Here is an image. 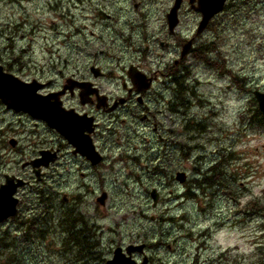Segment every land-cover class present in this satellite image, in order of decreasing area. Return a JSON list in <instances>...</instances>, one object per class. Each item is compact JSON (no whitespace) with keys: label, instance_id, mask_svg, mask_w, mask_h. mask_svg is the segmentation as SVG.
Segmentation results:
<instances>
[{"label":"clouds","instance_id":"9594fccd","mask_svg":"<svg viewBox=\"0 0 264 264\" xmlns=\"http://www.w3.org/2000/svg\"><path fill=\"white\" fill-rule=\"evenodd\" d=\"M196 2L203 15L199 31H194L198 18L185 0L180 27L170 32L164 14L171 0H83L74 15L64 11L71 7L68 3L59 6L61 0H0V64L21 77L13 79L0 71L4 87L0 95V201L4 208L0 211V264H76V247H69L68 234L56 227L66 208L90 227L95 226L93 258L103 264V257L113 247L135 243L152 228L150 224L129 223L148 206L144 199L148 190L159 184L163 197L175 196L184 191L174 182L175 172L187 171L192 177L193 165L200 173L196 181L211 164L227 175L251 173L247 191L229 189V198L207 201L211 205L209 215L225 228L234 223V213L240 208L238 203L233 207L231 201L243 200L245 208L264 206V119L252 118L256 101L264 103V0ZM53 4L57 5L55 10H51ZM92 64L101 78L95 88L81 86L74 96L73 81L67 77L88 79L86 73ZM133 64L141 66L149 77L146 79L134 67L128 72L132 82L142 89L143 103L121 86L122 70ZM161 76L163 79L158 78ZM37 79L40 83L35 82ZM49 84L59 90L55 96L36 95L37 88ZM64 89L69 90L66 96ZM96 90L103 92L95 98L98 105H105L104 96H108L112 108L120 107L115 113L110 107L101 112L82 109L96 117L94 135L100 155L89 144L88 159L62 145L60 136L50 127L15 114L27 110L48 120L25 100L39 102L78 122L81 129L91 128L92 121L77 116L72 109H79L88 100V93ZM61 96L67 101L63 106ZM176 100L184 105L179 117L166 107ZM64 107L69 111L65 112ZM142 112L154 119L141 122ZM191 122H200L206 132L188 139L183 126ZM153 126L157 128L154 134ZM170 129L175 135L169 133ZM9 137L15 138L14 149L8 146ZM154 144L158 151L153 149ZM185 145L193 149L203 145L207 151L193 150L189 156ZM42 148L55 149L58 156L45 152L44 160L37 161L46 164L53 160L41 179L39 171L35 175L32 168L22 171V165ZM228 152L236 153V160H229ZM198 156L204 158L203 164L197 161ZM132 157L137 158L135 165ZM18 175L28 179L19 190L13 180ZM37 193L44 194L43 205ZM17 201L19 217L5 222L4 217ZM175 203L183 206L192 202L181 199ZM171 207V202L165 205L162 201L160 211ZM25 210L33 219L51 217L52 234L47 240L29 239L33 221L24 216ZM22 220L26 221L24 227ZM81 227L75 224L76 229ZM247 228L251 231L241 234L250 246L246 259H240L242 264H255L257 242L264 245V217L251 220ZM145 257H153L154 264L161 260L170 264L156 251L141 253L139 259ZM173 259L184 264L179 253ZM118 264H132V259L120 258Z\"/></svg>","mask_w":264,"mask_h":264},{"label":"rangeland","instance_id":"374dc122","mask_svg":"<svg viewBox=\"0 0 264 264\" xmlns=\"http://www.w3.org/2000/svg\"><path fill=\"white\" fill-rule=\"evenodd\" d=\"M63 3H68L71 5V7L65 8L64 11L68 12L70 15H74L78 6L83 3V0H61L59 6L62 7ZM56 7L57 5L53 4L51 10H55ZM193 13L197 16L198 22L199 14L195 12ZM106 15L107 14H104V19H107ZM52 23H55V21H52ZM3 66L7 72H11L21 79L19 73L11 70V68L7 65ZM125 69L122 70V73L125 71ZM89 73L90 72L88 68L86 74ZM160 79H163V77ZM166 107L172 114L177 115L178 117L183 115V107L178 105V100L171 102L170 104L166 105ZM255 108H257V105ZM15 114L20 117H27L34 123V121L26 115L18 113ZM150 118L154 119V117ZM141 122H144V120H141ZM36 125H41V123ZM183 128L184 134L188 139L198 138L206 132V127L200 122H191L185 124ZM156 131L157 128L153 126L151 129L152 134H154ZM169 133L175 135L174 130L170 129ZM163 139V137H159V140ZM8 146L10 147L9 144ZM153 149L158 151L157 145L154 144ZM184 150L188 152L189 156L193 150L200 152L207 151L204 149L203 145H196L194 149L189 145H185ZM37 155L38 153L35 156ZM187 158L188 156H185V159ZM227 158L229 160H236V153L228 152ZM136 161V157L131 158L132 164L135 165ZM197 161L201 164L205 162L202 156H198ZM212 165L213 164H211L206 170L199 182L195 180V176L200 174L199 168H197L195 165H193L191 169L193 173L192 177L189 176L187 171H176L184 172L186 174V180L183 183H179L174 176V182L184 189V191H178L175 196L170 194L167 198L163 197L159 184L150 188L148 190V195L144 197L148 206L143 208V210L138 215H135L134 219L129 223L130 225H139L141 223L150 224L152 225V228L143 238L138 239L135 243L129 244L143 243L145 245L143 253L150 250L156 251L158 256H166L169 259L170 264H178V261L173 259V257H176L178 253L181 257H183L184 264H242V260L240 258L245 257L246 259V249L250 245L248 244V241L245 239L244 235L241 233L244 231H251V229L247 228L248 222L264 217V206L259 205L258 207L257 205L253 204L251 207L245 208L243 200L231 201L233 207H235V205L238 203L240 208L236 213H234V215L237 216V219L232 225H229V227L225 228L220 220H217L209 215L211 205H209L207 201H223L225 198H229V189L234 191H247L246 182L250 179L251 173H249L247 176L225 174L224 179L222 181H217L216 183L219 182L217 186H213L211 184H206L203 181L204 177L208 175H214L215 171H210ZM26 168H22V171ZM43 171L44 169H42V172ZM140 171H144L142 163L140 165ZM18 177L26 176L18 175ZM126 179L130 180L132 183L136 182L131 176H126ZM153 189H155L158 193V201L156 205H153V201L150 196V192ZM193 189H195V191H193ZM36 195L39 198V202L43 205L46 202L44 194L37 193ZM181 199L185 202L190 201L192 203H185L183 206L177 205L175 201ZM198 200L205 201V203H196ZM162 201L165 205L171 202L173 207L166 208L163 212H161L160 209L162 206ZM220 206L223 208V203H221ZM100 207H103V205H100ZM185 208L193 209V211H186ZM153 213L156 214L153 215ZM16 215L17 217L20 215V202L18 204V212ZM24 216L34 222H32L31 229L29 231V239L33 242L45 241L52 234L50 216L41 217L40 219H33L31 213L28 210H25ZM210 221L211 225L209 226ZM77 223L81 224L82 227L76 229L75 224ZM20 224L21 227H24L25 221L22 220ZM56 227L59 229V231L68 234V239L66 241L68 246L71 247L74 245L76 247L78 252L76 264H97V261L93 258V237L95 235L93 231V227H95L94 225L90 227L86 220L73 216L72 211L66 208L64 212L61 213L60 219L56 222ZM73 233V236L70 235ZM72 237L75 239L73 242L69 240ZM116 247L118 246L113 247L107 256L103 257V264H105L107 259L111 258L113 250ZM125 247L121 248L124 249ZM256 252L257 259L255 264H264V245H261L259 241L257 242ZM139 257L140 256L137 258ZM147 258V264H154L153 257ZM160 264H163V260H161Z\"/></svg>","mask_w":264,"mask_h":264},{"label":"water","instance_id":"95a60500","mask_svg":"<svg viewBox=\"0 0 264 264\" xmlns=\"http://www.w3.org/2000/svg\"><path fill=\"white\" fill-rule=\"evenodd\" d=\"M194 1L195 0H189L192 7H194L195 10L199 11L202 14V12L200 10V4L197 2V5L194 6L193 5ZM181 2H182V0H175L173 7L171 8L170 12L167 14L168 28H169L170 32H173V28L177 24V10H178ZM173 12H174V15H173ZM170 17H171V19H170ZM202 19H203V15H202L200 22L202 21ZM200 22H199L197 31H199V29H200ZM183 50L184 49L182 47V52H183ZM95 68L96 67H91V71L94 73L95 76H97L95 74V72L93 71V69H95ZM0 71H2L5 76H11L13 79H19L18 77L14 76L11 73L4 72L1 65H0ZM129 71L131 72V70H129ZM21 83H25V81L21 80ZM37 89H36V95L40 96L37 93ZM3 94H4V87L2 84H0V95H3ZM25 103H29L34 111L46 114L48 116V120H44L39 116L32 115V113L27 111V110H20V111L29 114L31 117L40 118V119L44 120L48 124V126L57 129L66 139H68V141L73 143V140H76L78 143H74V145L77 146V149L80 151V153H82L83 155H85L87 157L86 153L88 152L89 144L91 145L92 151H94L93 146H92L91 142L89 141V139H86V141L82 139L81 131L79 129V128H81V125L78 122L73 121L70 117L63 116L59 113L52 111L50 108H48L46 105H44L42 103L31 102V101H27V100H25ZM257 105H258L259 110L262 113H264V103H260L259 101H257ZM65 112H68V111H65ZM49 121L51 123H49ZM70 137H71V139H70ZM78 144H79V146H78ZM45 152L48 153V151H46V150H41L39 152L40 157L29 162V164L33 168L34 173H36L37 171L40 172V166L41 165L47 166L48 163L51 161V159H49L46 164L37 162V161L44 160L43 154ZM96 154L99 155L98 153H96ZM25 165H27V164L22 165V167H24ZM175 177H176V180H178L180 183L184 182L186 179V175L184 172H177ZM13 180H14V183H17V187H22L23 185H25L27 183L23 179H16V182H15L14 178H13ZM150 196L152 198L153 205H156V203L158 201V193L156 192L155 189H153L150 192ZM13 199H15V198L13 197ZM105 199H106V194H105ZM3 210H4L3 203H2V201H0V211H3ZM15 212H16V204L13 206L12 211L7 216L4 217V220H6L8 217L12 216ZM144 246L145 245L143 243L142 244H130L125 248V251H123L121 247H117L113 251L112 258L108 259L106 261V264H118V261L120 260V258H123V260H127V259L131 258L132 264H147V262H148L147 257L142 259V261L140 263H137L132 258L133 252L143 253Z\"/></svg>","mask_w":264,"mask_h":264},{"label":"flooded vegetation","instance_id":"af4514ba","mask_svg":"<svg viewBox=\"0 0 264 264\" xmlns=\"http://www.w3.org/2000/svg\"><path fill=\"white\" fill-rule=\"evenodd\" d=\"M173 2H174V0H171V7L173 5ZM187 2H188V0H187ZM184 4H185V0L182 1V4H181L180 8L177 11L178 21H177L176 27L173 29V32H175L176 29L178 27H180V23H181V11H182V9L184 7ZM188 6H189V3H188ZM171 7L169 8V10L171 9ZM189 8H190V6H189ZM167 13L164 14V23L168 27V21H167V18H166ZM197 14H199V13H197ZM198 17L200 19V14H199ZM197 25H198V22L196 24L195 31L197 29ZM161 43H163V42H161ZM91 66L92 65L89 66V72L90 73L87 74V76L89 77L88 79H76L74 76L73 77H67V79H70V80L73 81V86L71 88V93L74 96L75 95H78L81 86H90L92 88H95V82L98 79L101 78V76H95L94 75V73L91 71ZM93 66H95V65H93ZM95 67H97V66H95ZM133 67L136 68V71L140 72L142 75H145V78L146 79L149 78L147 76V74L144 72V70H143V68L141 66H138L136 64H133V65H130L128 68H126L125 71L123 72V82H122V85L121 86L124 89H126L130 94L135 95L136 101L138 103H143V100L141 99V97H142V89L141 88H137V86L132 82L131 77L128 76L129 70H131V72L134 71L133 69H131ZM101 75H102V73H101ZM161 77H163V76H161ZM161 77H158V78H161ZM36 83H40V80L37 79L36 80ZM58 91L59 90L53 84H49L47 87L41 86V87L38 88V93L40 95H42V96H55ZM63 92H64V96H66V95H68L69 90L68 89H64ZM97 95H103V92H101L100 90L90 91L88 93V100L84 101L80 105V108L79 109H72V111H74L77 116L84 115V116L87 117L88 120L92 121V125L93 126L91 128L84 127L83 129H81V128H79V129L81 131V137L82 138L83 137H86L87 139H89V141L91 142V144L93 146L94 152H96V153H98L100 155V153H99V151L97 149V139H96V136L94 135V133L96 132V127H95L96 117L92 116L90 113H86V112H83L82 111V109L92 108L93 110H95L97 112H101V111L104 110L105 107L112 108V105L110 103H108V101L110 100V97L104 96L105 105H98V102L95 99ZM64 96H61L60 97V99L62 101V106L67 103V101H64ZM120 99L122 101L124 100L123 97H121ZM88 101H92V103H89ZM119 107L120 106L117 105L116 107L112 108L113 113H115L118 110ZM64 110L65 111H69V109L67 107H64ZM10 111H13V110H10ZM15 113L26 115V114L21 113V112H15ZM26 116H28V115H26ZM149 119H150V117L148 115H145L143 112L141 113L140 120L147 121ZM32 120L34 121V124L41 123V124L45 125V123L42 122V121H40V120H37V119H32ZM51 129L53 131H55L57 133V135L60 136V138H61V144L62 145H67V147L69 149H71L77 156H80V157H83L85 159H88L85 155H83L82 153H80V151L77 149V146H75L74 143L68 141V139H66L63 135H61V133L57 129H55V128H51ZM14 140H15L14 137H9L8 144L10 145L11 148H15V144L13 145V141ZM57 147H60V146L58 145ZM45 150L48 151V153H49L50 156H53V155H57L58 156V153L55 152V149H51L50 150L48 148H45ZM60 150L63 151L64 149L62 147H60ZM35 157H37V156H35ZM52 163H53V160H51L49 162L48 166H50ZM24 178L27 179L26 177H24ZM9 220H11V219H9Z\"/></svg>","mask_w":264,"mask_h":264},{"label":"trees","instance_id":"16d2710c","mask_svg":"<svg viewBox=\"0 0 264 264\" xmlns=\"http://www.w3.org/2000/svg\"><path fill=\"white\" fill-rule=\"evenodd\" d=\"M178 105L179 106H181V107H184V105L181 103V101L180 100H178ZM252 118L255 120V119H264V114L263 113H261L257 108H255L254 107V110H253V115H252ZM218 169V170H217ZM220 168H218L217 167V165L216 164H213L212 166H211V168H210V171L211 172H213V171H215V173H214V175H212V176H206V177H204V179H203V181H204V183H206V184H211V185H213V186H217L218 185V183H216L217 181H222L223 179H224V175H225V173L222 171V169H220ZM199 182V181H198ZM216 184H215V183ZM256 205V204H255ZM258 207H259V205H257ZM34 223V222H33ZM64 225H70V224H64ZM72 226V225H71ZM42 231V230H41ZM70 235H74V233L73 234H70ZM86 238V237H85ZM69 240H71L72 242L75 240L73 237L72 238H70ZM83 240V239H82Z\"/></svg>","mask_w":264,"mask_h":264}]
</instances>
